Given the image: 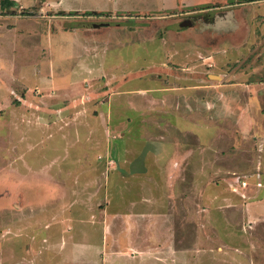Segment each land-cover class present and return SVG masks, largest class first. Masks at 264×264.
Listing matches in <instances>:
<instances>
[{
    "label": "rangeland",
    "instance_id": "rangeland-1",
    "mask_svg": "<svg viewBox=\"0 0 264 264\" xmlns=\"http://www.w3.org/2000/svg\"><path fill=\"white\" fill-rule=\"evenodd\" d=\"M251 83L264 84V0H0V264H264V87ZM99 84L108 86L99 97L84 94ZM112 102L115 111L129 102V118L98 123L99 105ZM58 107L72 119L45 114ZM175 145L186 152L170 211L168 193L156 194L166 236L164 226L152 236L154 209L131 202L132 180L95 189L102 208L91 198L92 214L76 202V216L91 218L67 229L89 236L65 239L64 222L29 201L51 159L62 156L74 194L81 168L102 166L106 149L110 162L119 150L124 165L151 170L155 150ZM191 165L203 175L196 188L183 184Z\"/></svg>",
    "mask_w": 264,
    "mask_h": 264
},
{
    "label": "crops",
    "instance_id": "crops-1",
    "mask_svg": "<svg viewBox=\"0 0 264 264\" xmlns=\"http://www.w3.org/2000/svg\"><path fill=\"white\" fill-rule=\"evenodd\" d=\"M100 12H102V11H100ZM219 76H222V74H219ZM111 78L112 77H109V80H110L109 88H111L110 92L116 93L119 90V88L116 87L117 81L113 82V80H115V79L111 80ZM106 86H107L106 84H99V86L97 85V87H95V88L92 87L91 89H90V87H91L90 86L88 88L89 90L83 88V90L85 91L84 94L87 91H89L90 94H92V96L96 97L98 95V97H99L101 91H104ZM182 86H185V88H187L186 85H183V84H180V85L176 84V85H172L171 87L176 89V90H179V88H181V90H182V88H183ZM263 87H264V84L251 83V84H247V87H245V88H247L248 90H253V92H255L256 88H263ZM242 88H244V87H242ZM141 91H143V90H141ZM176 96L177 95H172L170 100L172 101V98H174ZM255 97H256V99H255ZM182 98L185 100L186 99L191 100L188 95L182 94V95L178 96V99H181V101L183 100ZM248 98L251 100L250 104H254V105H255V101L258 102V99H259L257 96H252V95H249ZM76 100L78 101V99H76ZM166 101L168 104L171 103V101H169L168 99H166ZM229 101H230V97L228 98L227 102H229ZM200 102L202 103L203 101H200ZM103 104H105V103H103ZM115 105L118 106V103L114 104L112 102L105 109L103 108L102 105H99L102 108L98 111V116H99L98 123H100V124L103 123L100 121V117H103L104 122H106L103 124L108 123L107 122L108 118L110 121L115 120V119L118 121V119L121 118L122 116L125 119L129 118L128 115L125 114L128 107L130 106L129 102L121 103L122 108H120L117 111L114 110L116 107ZM68 107H70V106H67V108ZM141 108H143V107H141ZM149 108L153 109V106H148L147 109H149ZM43 110H44V108H43ZM47 110H48L47 112H49V113H45V114L48 115V117L51 119H52V116L54 118H57L56 120H63V121H66L65 117L70 118V116H67L68 115L67 112H69L70 110H68L66 113H64L63 109H60V107L53 108L52 111H51V109H47ZM81 112L78 111V113L80 115H78L77 118L83 120L84 113H88V110H85V108L84 109L82 108ZM191 113L192 112H188V114H191ZM81 114H83V116ZM181 114L187 115V111L186 112L182 111ZM244 114L248 115L249 113L245 112ZM115 115H118V116L114 119ZM199 117H202V116L199 115ZM71 119L72 118H70L68 120H71ZM82 120L78 124L82 123ZM44 121H47V120H44ZM124 122H125V120H124ZM201 122H203V121H201ZM255 122H257V121H255L254 117L252 119L248 120L249 125L255 124ZM218 131H219V129H218ZM59 133H63V132L59 131ZM64 136H65V139H68L67 134H65ZM213 139H215V138H213ZM180 149L181 148L178 145H175V146H172V148H169L168 150H166V152H164V154H162V155L159 154L160 151L156 153V150H155V153L152 154L151 156L155 157L152 160H154L157 163V166L151 170L146 169L145 166H147V164H143V163H141V165H143V167H140V165L139 166L135 165L136 163L131 164V165H124L123 164L124 160L122 159L124 157V155H123V152L119 151V150L117 151L118 159H115L114 160L115 162L114 161L110 162L113 159V158H109V157H112V153H111V151L109 152L106 149V158L107 159H106L105 163H101L102 166L101 165H95L93 167H90L91 168L90 172L89 171L86 172V171H84V169L81 168V170L79 171L81 173L79 175L81 182L80 181L74 182V180L72 181L75 186L76 185L79 186V184H80V190L75 191L74 194H73L74 189H70L71 188V182L70 181L72 180V177H71L72 175L64 169L65 165H63L61 163L62 156H59L57 158L51 159V161L48 162V166L51 165L49 169L48 168L43 169V170L39 169L41 172L39 173V175L37 177L35 176L34 184L31 186L34 189V193H33L34 195L30 196L31 198L29 201L34 203V204L36 202L39 203V205H40L39 209H41V208L42 209L38 210V212H41L42 210L46 211L48 213L50 212L49 214H51V216L46 218L47 221L57 220L58 222L59 221L64 222L63 226L58 225L57 227H59L62 230V233H61V231H59L60 232L59 235L60 234L64 235L65 239L67 236L78 235V234L83 235V236H89L86 232H78L76 234L75 233L76 227L73 226V229L70 230V229H67V226L68 225L72 226L71 221H74V220L86 221L87 218L88 219L91 218V214L93 212L92 211L93 208H91V198L94 199L93 203L98 205V206L94 207L95 212H97L100 208H102V205H100L98 203V201L95 200L96 198L93 197L94 194L96 195L95 189L101 188L102 185L104 184L105 192L107 193V189H109V186L114 187L115 185H117L118 182L121 183L118 185L122 186L123 182H126L128 180H130V181L132 180V182L135 181L134 187L136 186L135 188H137V191L134 190L135 194H134L131 202L133 201V203H135V204L136 203L141 204L142 207H144L147 204V206L145 207L146 210L144 209L142 212H146V211L151 212L154 209L155 216L153 213H151L154 218L152 221H150L151 223H149V227H151L153 229L152 236L158 235V233L156 231V227L160 231L162 226H164L165 229L163 228V231L160 233V235L162 234L163 236H166L167 232H170V230L168 231V229L166 228V225L160 224L161 218L160 219L158 218L156 208L161 203V201H158L156 194L158 195V192L168 193V196L164 195V193H163V197L166 198V200H167L166 204L168 205V207L166 208V210L169 209V211H170L171 210V206H170L171 190H170V188H171V186L173 184L172 182L175 178L173 173L182 171L183 157L185 156V152H186V150H180ZM202 152H203V150H196L194 152V154L196 155V157L202 156ZM140 156H142V154ZM140 156H139V158H140ZM195 162H200V160H198V159L192 160L193 164ZM110 163H111V165H110ZM136 166L138 168H136ZM95 167H96V169H95L96 174H98V177H94L92 175V172L95 173V170H94ZM191 169H192V165H191V168L189 169L190 172L187 171L186 174L184 173L185 178H183V184L194 185L195 182L198 181V179L203 177V175H201V177H199L197 175L193 176V172L191 173ZM194 169L196 170V173H197V171L201 170L202 168H201V165L198 166L196 164ZM49 172L51 173V177L47 176L49 174ZM201 172H202V170H201ZM42 173L43 174L46 173V176H43ZM111 179L112 180L116 179L117 183L115 182V180H113L111 182V184H108L107 181L111 180ZM181 180H182V177L177 182L176 188L179 187V182ZM25 182H30L28 180L27 176H23L22 178H20V183H19V185H17L18 188L20 189L21 194H24L22 189L24 188V186L26 184ZM258 184L263 185L261 181ZM118 185L116 187H118ZM15 186L16 185H14V187ZM182 187L185 188V185H183ZM194 187L196 188V184ZM199 187H201V186H199ZM88 188H91V190H92L90 193L87 192ZM106 193H105V196L107 197ZM74 200H76V201H74ZM201 201H203V199ZM76 202H78L81 205L85 204V206L88 207L91 214L86 216V217L85 216L80 217L81 214L79 216H76V213L73 212V210L76 206ZM63 203H66V204L63 205ZM50 205H52V207L48 209L47 206H50ZM150 205H152V208L150 207ZM141 206L139 205L138 210H137V207L134 206L133 210L137 211V213H140L139 208H141ZM103 208H105V207H103ZM143 214L147 215L148 213H143ZM251 215H253V216H251V217L248 216L249 217L248 220H250V221L252 220L251 218H253V219L258 218V214L252 213ZM139 218L140 217H138V219ZM156 220L158 221L157 226H156ZM72 231H74V233H71Z\"/></svg>",
    "mask_w": 264,
    "mask_h": 264
},
{
    "label": "water",
    "instance_id": "water-1",
    "mask_svg": "<svg viewBox=\"0 0 264 264\" xmlns=\"http://www.w3.org/2000/svg\"><path fill=\"white\" fill-rule=\"evenodd\" d=\"M102 24H106V23H101V24H95L96 27H100ZM192 25V22L190 21H184L183 22V27H188V26H191Z\"/></svg>",
    "mask_w": 264,
    "mask_h": 264
},
{
    "label": "built area",
    "instance_id": "built-area-1",
    "mask_svg": "<svg viewBox=\"0 0 264 264\" xmlns=\"http://www.w3.org/2000/svg\"><path fill=\"white\" fill-rule=\"evenodd\" d=\"M241 183H242L243 186L247 185V181L246 180H242Z\"/></svg>",
    "mask_w": 264,
    "mask_h": 264
},
{
    "label": "trees",
    "instance_id": "trees-1",
    "mask_svg": "<svg viewBox=\"0 0 264 264\" xmlns=\"http://www.w3.org/2000/svg\"><path fill=\"white\" fill-rule=\"evenodd\" d=\"M9 3H10V1H9ZM95 14H97V13H95Z\"/></svg>",
    "mask_w": 264,
    "mask_h": 264
}]
</instances>
